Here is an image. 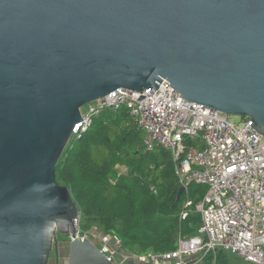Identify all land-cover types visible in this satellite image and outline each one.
I'll list each match as a JSON object with an SVG mask.
<instances>
[{
  "label": "water",
  "instance_id": "water-1",
  "mask_svg": "<svg viewBox=\"0 0 264 264\" xmlns=\"http://www.w3.org/2000/svg\"><path fill=\"white\" fill-rule=\"evenodd\" d=\"M164 80L264 136V0H0V264H115L56 168L86 105Z\"/></svg>",
  "mask_w": 264,
  "mask_h": 264
},
{
  "label": "built area",
  "instance_id": "built-area-1",
  "mask_svg": "<svg viewBox=\"0 0 264 264\" xmlns=\"http://www.w3.org/2000/svg\"><path fill=\"white\" fill-rule=\"evenodd\" d=\"M142 96L119 89L90 103L72 138L87 133L105 109L126 107L144 133V148L170 152L180 187L186 189L180 218L186 220L194 211L202 225L199 234L180 238L176 250L150 253L144 263L189 264L193 259L194 264H204L207 255L222 250L246 264H264V136L248 118L235 124L222 112L183 100L166 80ZM191 184L207 189L198 203L188 196ZM80 219L78 238L91 240L81 231ZM96 242L109 262L127 263V257L121 258L124 249L118 236L102 234Z\"/></svg>",
  "mask_w": 264,
  "mask_h": 264
},
{
  "label": "trees",
  "instance_id": "trees-1",
  "mask_svg": "<svg viewBox=\"0 0 264 264\" xmlns=\"http://www.w3.org/2000/svg\"><path fill=\"white\" fill-rule=\"evenodd\" d=\"M87 133L72 139L56 168L57 180L70 189L81 210L80 228H94L118 236L123 249L144 257L178 248L180 238L198 234L201 216L192 212L181 220L186 196L178 199L180 184L169 151L143 146V131L134 125L126 107L105 109ZM246 119V118H244ZM117 167L128 173L119 175ZM207 189L191 184L188 196L200 202ZM229 254L217 250L207 264H231Z\"/></svg>",
  "mask_w": 264,
  "mask_h": 264
},
{
  "label": "crops",
  "instance_id": "crops-1",
  "mask_svg": "<svg viewBox=\"0 0 264 264\" xmlns=\"http://www.w3.org/2000/svg\"><path fill=\"white\" fill-rule=\"evenodd\" d=\"M85 234L88 237H90L92 241L93 240L97 241L99 239V237L102 235V233L96 228H94L93 230H91L90 232L85 233ZM53 257L55 259V255ZM124 257H127V259H128L126 264H145L143 257L136 256V255L132 254L131 252L125 250V249L121 253V258H124ZM54 259H53L52 264H56ZM239 260H240V258H239ZM188 261H189V264L193 263V259H189ZM230 262H231V264H237L238 261L237 260H234V261L230 260ZM244 263L241 260L240 264H244ZM60 264H68V262L65 260H61Z\"/></svg>",
  "mask_w": 264,
  "mask_h": 264
},
{
  "label": "rangeland",
  "instance_id": "rangeland-1",
  "mask_svg": "<svg viewBox=\"0 0 264 264\" xmlns=\"http://www.w3.org/2000/svg\"><path fill=\"white\" fill-rule=\"evenodd\" d=\"M85 109L87 110V105L82 109V114L85 112ZM106 113L105 114H103V115H101V116H97L96 117V120H97V122L99 123L100 121H102V119H105V117H106ZM245 119L244 118H240V117H231V121L233 122V123H235V124H242V122L244 121ZM71 139H73V138H71ZM71 141V140H70ZM117 170H118V173H119V175H124V174H127L128 173V169L126 168V167H117ZM183 196H186L185 195V193L183 194ZM181 212V211H180ZM201 229V228H200ZM200 229H199V231H200ZM198 234H199V232H198ZM60 238H61V236H60ZM53 256H54V254H53ZM52 256V259H54V257ZM228 257V259L229 260H237L238 262H237V264H240V262H241V259L239 260V258H237L236 256H234V255H231V254H229V256H227ZM196 261V260H195ZM244 263V262H243ZM192 264H194V260H193V263ZM204 264H207L206 263V259H205V263ZM245 264V263H244Z\"/></svg>",
  "mask_w": 264,
  "mask_h": 264
}]
</instances>
